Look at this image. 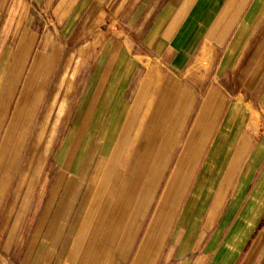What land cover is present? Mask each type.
<instances>
[{
  "label": "crops",
  "instance_id": "0c3cea01",
  "mask_svg": "<svg viewBox=\"0 0 264 264\" xmlns=\"http://www.w3.org/2000/svg\"><path fill=\"white\" fill-rule=\"evenodd\" d=\"M130 1L76 8L100 4L118 23ZM263 8L264 0H135L122 39L100 48L86 109L70 125L72 109L65 124L74 127L60 151L68 181L50 188L28 231L0 234V264H237L264 219V125L256 131L251 118L264 111ZM202 52L207 65L194 71ZM42 54L35 67L54 68ZM8 68L16 82V65ZM17 111L25 132L40 115ZM93 164L103 165L104 184L84 205L81 185L100 175L89 173Z\"/></svg>",
  "mask_w": 264,
  "mask_h": 264
},
{
  "label": "rangeland",
  "instance_id": "374dc122",
  "mask_svg": "<svg viewBox=\"0 0 264 264\" xmlns=\"http://www.w3.org/2000/svg\"><path fill=\"white\" fill-rule=\"evenodd\" d=\"M134 1H130V8ZM76 6V0H0V221L3 222L0 234L28 231V223H33L34 215L41 210V203L50 188L63 186L66 176L70 175L69 167L61 169V152L65 151L73 125L77 124V119L86 109L95 86L105 58L100 48L104 40H109L108 46L111 41L122 39L119 29L125 25L124 19L130 10L128 8L126 14H122V20L117 23L116 17L104 12L100 4L88 8L83 6L81 12V8ZM109 6L112 10V3L107 5V9ZM66 26L71 27L65 29ZM59 28L63 29L64 37ZM45 41L48 44L46 50ZM56 42H62L66 50L56 54L52 50ZM22 44L25 46L20 50ZM43 52L47 63L57 60L54 68L42 70V62L39 60L40 65L35 67L34 61L37 58L42 61L45 59L42 57ZM202 53L192 66L194 71L207 65L205 58L209 52ZM211 63L206 70L196 72L205 76ZM9 65H16V82H7ZM30 73L35 76L33 79H37V83H25V77ZM21 106L40 113H37L39 116L27 132L23 123L17 122V110ZM75 107L76 117L70 123L73 125L65 131V124ZM258 110L259 113L256 111L254 115L251 111L253 116H250L255 119L256 131L264 125L260 118L264 111ZM24 114L26 116V112ZM22 135H25L24 138ZM9 139L10 145H4ZM102 166L93 164L88 169L92 173L100 168V175L96 179L85 180L81 185L85 193L84 205L92 203V188L98 189L104 184L101 179ZM78 167L76 165V170ZM58 175L63 179L59 180ZM74 186L78 187L73 184L72 190ZM79 198L82 199V196ZM262 214L257 212L256 219ZM201 216L203 219L204 213L197 215L192 231L198 230ZM23 222L25 228L22 225L16 227L17 223ZM256 226L237 264H264V219ZM250 252L252 258L247 261L245 255Z\"/></svg>",
  "mask_w": 264,
  "mask_h": 264
},
{
  "label": "bare ground",
  "instance_id": "6f19581e",
  "mask_svg": "<svg viewBox=\"0 0 264 264\" xmlns=\"http://www.w3.org/2000/svg\"><path fill=\"white\" fill-rule=\"evenodd\" d=\"M155 226V225H154Z\"/></svg>",
  "mask_w": 264,
  "mask_h": 264
}]
</instances>
